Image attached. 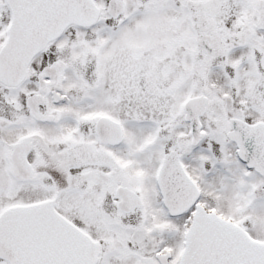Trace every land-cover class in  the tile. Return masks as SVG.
I'll return each mask as SVG.
<instances>
[{
  "label": "snow or ice",
  "instance_id": "1",
  "mask_svg": "<svg viewBox=\"0 0 264 264\" xmlns=\"http://www.w3.org/2000/svg\"><path fill=\"white\" fill-rule=\"evenodd\" d=\"M0 264H264V0H0Z\"/></svg>",
  "mask_w": 264,
  "mask_h": 264
}]
</instances>
